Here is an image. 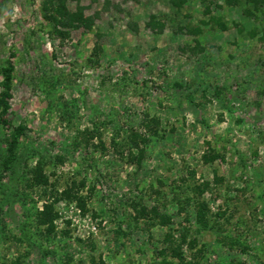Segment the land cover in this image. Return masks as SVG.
Returning a JSON list of instances; mask_svg holds the SVG:
<instances>
[{"label": "rangeland", "instance_id": "rangeland-1", "mask_svg": "<svg viewBox=\"0 0 264 264\" xmlns=\"http://www.w3.org/2000/svg\"><path fill=\"white\" fill-rule=\"evenodd\" d=\"M0 177V264H264V0H0Z\"/></svg>", "mask_w": 264, "mask_h": 264}, {"label": "trees", "instance_id": "trees-1", "mask_svg": "<svg viewBox=\"0 0 264 264\" xmlns=\"http://www.w3.org/2000/svg\"><path fill=\"white\" fill-rule=\"evenodd\" d=\"M15 54H12V57H14ZM7 68L4 70V76L6 78V87H10L11 80H12V72L14 71V65L12 62V59L10 58L8 62ZM1 105L3 106V115H6L8 112V104L5 99H1ZM3 123L8 125V122L6 120H3ZM27 128L21 127L14 131L12 134V137L10 141L8 142V148H7V158L3 163V169L4 171H8L13 164L18 162L19 160V145L21 142V139L26 135ZM39 174V171H38ZM1 179V177H0Z\"/></svg>", "mask_w": 264, "mask_h": 264}]
</instances>
